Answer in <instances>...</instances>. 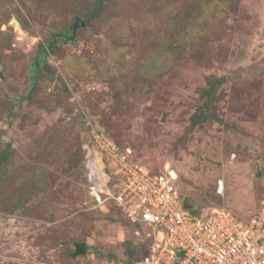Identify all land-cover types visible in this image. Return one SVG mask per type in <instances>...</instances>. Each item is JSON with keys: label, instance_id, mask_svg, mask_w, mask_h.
<instances>
[{"label": "rangeland", "instance_id": "obj_1", "mask_svg": "<svg viewBox=\"0 0 264 264\" xmlns=\"http://www.w3.org/2000/svg\"><path fill=\"white\" fill-rule=\"evenodd\" d=\"M95 7L0 0V264H131L152 243L89 195L96 132L202 215L264 199V0Z\"/></svg>", "mask_w": 264, "mask_h": 264}, {"label": "built area", "instance_id": "obj_2", "mask_svg": "<svg viewBox=\"0 0 264 264\" xmlns=\"http://www.w3.org/2000/svg\"><path fill=\"white\" fill-rule=\"evenodd\" d=\"M90 138L83 148L89 195L99 206L110 203L132 223L151 229L152 243L131 264H264V199L249 219L224 208L192 214L167 177L144 172L103 135ZM108 161L122 174L115 187L108 186L103 165Z\"/></svg>", "mask_w": 264, "mask_h": 264}, {"label": "trees", "instance_id": "obj_3", "mask_svg": "<svg viewBox=\"0 0 264 264\" xmlns=\"http://www.w3.org/2000/svg\"><path fill=\"white\" fill-rule=\"evenodd\" d=\"M102 5H103V0H96V7H95V9H94V11L92 12V16H95L98 12H99V10L101 9V7H102ZM88 21L89 20H85L84 21V23L85 24H87L88 23ZM50 47L51 46H48V51H49V49H50ZM47 52V51H46ZM193 121V120H192ZM114 141V140H113ZM6 154L5 153H1L0 154V165H2V163L4 162V160L6 159ZM128 159L132 162V163H134L135 164V162L133 161V159H132V156H128ZM84 160V157H83V151H82V161ZM149 173L151 174V175H159V176H164V174L163 173H158V174H154V173H152V172H150L149 171ZM168 178V177H167ZM170 181H171V179L170 178H168ZM181 196V195H180ZM184 201L189 205V206H191L190 205V203L188 202V201H186L185 199H184ZM136 225L138 226V230H141V232L143 231V229H147V227H145L143 224H139V223H136ZM147 230H149V228L147 229ZM151 230V229H150ZM136 233L137 234H139V232L138 231H136ZM150 239V238H149ZM152 241V240H151ZM146 248L147 247H145V246H143L142 245V243H140L136 248H135V256H133V259L134 258H136V259H139L145 252H146Z\"/></svg>", "mask_w": 264, "mask_h": 264}, {"label": "water", "instance_id": "obj_4", "mask_svg": "<svg viewBox=\"0 0 264 264\" xmlns=\"http://www.w3.org/2000/svg\"><path fill=\"white\" fill-rule=\"evenodd\" d=\"M184 208L189 209L192 214H196L197 213V210L192 209V207L189 206L186 203L184 204ZM84 250H85L84 244H80V245L76 246V252L75 253L76 254L84 253Z\"/></svg>", "mask_w": 264, "mask_h": 264}]
</instances>
